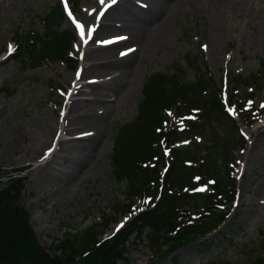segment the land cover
<instances>
[{
	"label": "rangeland",
	"instance_id": "374dc122",
	"mask_svg": "<svg viewBox=\"0 0 264 264\" xmlns=\"http://www.w3.org/2000/svg\"><path fill=\"white\" fill-rule=\"evenodd\" d=\"M260 1L247 0L245 6L235 10L208 8L200 12L185 8L171 18L161 36L149 37L139 52L141 64L134 66L126 79L129 88L117 102L107 131L95 150L92 165L82 167L70 182L65 183L57 179L48 181L46 176L66 154L59 150L47 165H44L45 155L55 141L52 135L57 124L68 114L72 96L70 80L86 63L99 62L96 59L84 61L86 49L89 54L98 49L94 45L96 40L83 49L78 42L75 43L71 51L78 57L75 68L59 61L44 62L36 69L24 66L23 59H16L13 55L6 57L14 49L13 41L28 33L44 34V17L60 0H0V30L4 34L0 49V166L9 171L26 168L23 175L27 177V183L22 204L28 210L31 224L43 246L50 248L63 240L68 231L80 233L112 216L118 219V223L109 224L105 236H111L117 227L129 220L128 214L118 213L115 208L129 203V199L125 198L126 183L115 178L111 158L119 131L138 117L143 86L151 75L176 74L180 66H187L181 73L185 82L195 81L202 71L213 77L219 87L222 85L224 91L228 77L248 79L257 76L264 61V4L259 5ZM69 2L74 15L87 23L94 21L103 4L101 0ZM118 7L120 5L109 10L102 19L112 26L110 42H124L130 38V29L122 23L116 24L113 19L112 13ZM60 29H73L66 16ZM132 45H126V52L133 49ZM190 56L198 58L199 66L195 64L193 67L189 63ZM118 73L115 71L113 76ZM258 82L260 89L253 101L257 110L264 105V78L260 77ZM245 92L241 89V94ZM233 110L248 140L244 150H235L233 154L235 170L231 178L236 184V197L234 201L216 208L218 212L227 214L226 222L204 240L181 246L174 254L161 260L155 256L159 249L151 247L146 237L139 241L133 235L127 260L120 261V264H244L251 261L248 252L253 246L264 254L261 249L264 238L260 236L264 227V116L254 125L245 126ZM87 115L86 111L81 114L82 117ZM196 121H199V126H205L196 138L201 155H204L210 132L219 129V120L206 122L200 113ZM173 126L177 133L181 131L179 121L173 119ZM187 134L182 136L179 147L195 146L193 139L185 137ZM65 162L69 163V159L66 158ZM201 189H206L202 192L207 194L212 187L205 184ZM241 199L251 209L253 224L241 222L244 215L238 211ZM134 203L131 206H150L143 197L135 199ZM238 224L242 225V232L227 244L225 239L231 236V230ZM163 249L166 250L167 246ZM207 250L210 251L208 254Z\"/></svg>",
	"mask_w": 264,
	"mask_h": 264
},
{
	"label": "trees",
	"instance_id": "16d2710c",
	"mask_svg": "<svg viewBox=\"0 0 264 264\" xmlns=\"http://www.w3.org/2000/svg\"><path fill=\"white\" fill-rule=\"evenodd\" d=\"M64 17L62 6L54 7L44 17V34L34 32V35L28 33L21 39L18 37V51L14 57L23 59L24 66L33 69L45 61L60 60L67 65H76L77 61L69 55L76 35L71 29L59 30ZM188 61L194 67L198 58L190 56ZM179 68L182 70L183 67ZM242 82L243 79L234 80L230 97L231 103L239 107L242 102L235 97ZM220 91L217 83L205 74L192 83H185L175 74L158 73L149 77L138 117L119 131L112 166L117 181L126 183L128 199L151 197L155 205L136 213L125 228L110 238L101 236L115 219L105 217L104 223L92 225L80 233L69 231L54 246L44 247L22 205L26 178L19 170L8 171L0 166V264H120L127 260L132 235L139 241L147 235L150 245L159 249L158 257L163 259L179 247L202 240L216 231L227 220L226 213L216 210L217 205L231 201L235 193L231 155L234 149L246 144L237 121L225 109ZM254 95L251 92L248 97ZM193 108L198 109L206 122L219 120V129L210 132L209 144L204 147L205 155H201L197 143L188 148L176 147L181 135L167 131L164 123H169L168 111L183 115L191 113ZM250 115V111L241 108L245 123L250 121ZM203 128L204 125L191 122L189 129L181 133L191 135ZM163 144L171 149L172 156L164 176L161 174L166 164ZM197 177L214 180L211 193L189 192V189L195 190ZM157 197L158 201H155ZM127 207L129 211L130 204ZM116 209L127 211L125 206ZM238 228L232 230L233 234ZM262 236L264 238V230ZM164 245L166 251L161 250ZM250 257L251 261L244 264H264V256L258 252H253Z\"/></svg>",
	"mask_w": 264,
	"mask_h": 264
},
{
	"label": "bare ground",
	"instance_id": "6f19581e",
	"mask_svg": "<svg viewBox=\"0 0 264 264\" xmlns=\"http://www.w3.org/2000/svg\"><path fill=\"white\" fill-rule=\"evenodd\" d=\"M126 1L120 0L110 6L108 11L120 5L113 11L112 15L115 17L113 19L116 24L122 23L130 29V38L124 42L109 43L108 39L113 37L112 26L106 23L99 24L96 41L94 40L98 51L89 54V50L86 49L88 56L87 59L86 56L84 58V61L96 59L99 62L86 63L81 72L70 80L73 92L69 111L55 128L52 135L53 140L55 138L54 143L56 142L55 153L52 151L49 153L52 155L44 165H47L59 150L66 155L46 176L48 181L57 179L65 183L70 182L82 167L92 165L96 156L95 150L107 131L117 102L129 88L126 79L132 73L133 67L141 64L139 52L148 43L149 37L161 36L171 18L178 16L185 8L200 12L208 8H213L215 11L235 10L247 4V0H130L124 5ZM107 4L105 3L104 6ZM258 4H264V0ZM95 23H99L98 17ZM3 39L4 34L0 30V49ZM128 43H133V52L126 53L125 48ZM115 71L119 73L113 76ZM84 111L88 115L82 117ZM1 112L2 109L0 116ZM57 113L60 116V112ZM75 133L76 136H69ZM50 137L51 135L48 136L49 139ZM66 158L69 159V163L65 162ZM238 207V211L244 212L241 222H251V220L253 222L251 209L244 199L240 200Z\"/></svg>",
	"mask_w": 264,
	"mask_h": 264
},
{
	"label": "snow or ice",
	"instance_id": "6c2138e0",
	"mask_svg": "<svg viewBox=\"0 0 264 264\" xmlns=\"http://www.w3.org/2000/svg\"><path fill=\"white\" fill-rule=\"evenodd\" d=\"M104 2H105V0H101V3H104ZM111 3L113 5H115L117 3V0H111ZM69 15H71V13H69ZM124 54L125 53H122V55H124ZM261 107H264V105H261ZM204 190H206V189H198V191H204ZM119 227H123V224H121ZM117 230H119V228Z\"/></svg>",
	"mask_w": 264,
	"mask_h": 264
}]
</instances>
